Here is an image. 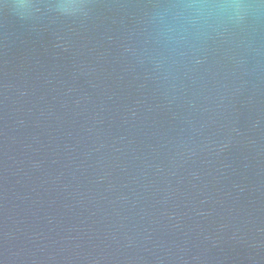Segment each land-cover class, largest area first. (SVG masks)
<instances>
[{
	"label": "water",
	"instance_id": "95a60500",
	"mask_svg": "<svg viewBox=\"0 0 264 264\" xmlns=\"http://www.w3.org/2000/svg\"><path fill=\"white\" fill-rule=\"evenodd\" d=\"M0 0V264H264V4Z\"/></svg>",
	"mask_w": 264,
	"mask_h": 264
},
{
	"label": "clouds",
	"instance_id": "9594fccd",
	"mask_svg": "<svg viewBox=\"0 0 264 264\" xmlns=\"http://www.w3.org/2000/svg\"><path fill=\"white\" fill-rule=\"evenodd\" d=\"M261 4H264V0H260ZM251 5H244L240 2V0H224V2H204L195 5L198 9L201 10V14L203 15H211L213 10H225V9H233L239 11L242 7H250Z\"/></svg>",
	"mask_w": 264,
	"mask_h": 264
}]
</instances>
